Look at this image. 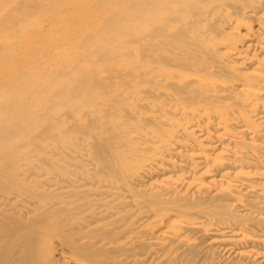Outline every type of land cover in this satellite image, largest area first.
<instances>
[{
	"label": "bare ground",
	"instance_id": "obj_1",
	"mask_svg": "<svg viewBox=\"0 0 264 264\" xmlns=\"http://www.w3.org/2000/svg\"><path fill=\"white\" fill-rule=\"evenodd\" d=\"M0 264H264V0H0Z\"/></svg>",
	"mask_w": 264,
	"mask_h": 264
}]
</instances>
